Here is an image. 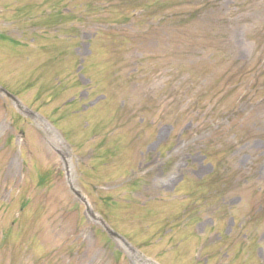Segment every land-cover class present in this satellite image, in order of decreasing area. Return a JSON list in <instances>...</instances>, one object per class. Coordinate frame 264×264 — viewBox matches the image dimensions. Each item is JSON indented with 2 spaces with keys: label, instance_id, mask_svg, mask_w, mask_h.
<instances>
[{
  "label": "rangeland",
  "instance_id": "374dc122",
  "mask_svg": "<svg viewBox=\"0 0 264 264\" xmlns=\"http://www.w3.org/2000/svg\"><path fill=\"white\" fill-rule=\"evenodd\" d=\"M128 1L0 0V264H264V0Z\"/></svg>",
  "mask_w": 264,
  "mask_h": 264
},
{
  "label": "trees",
  "instance_id": "16d2710c",
  "mask_svg": "<svg viewBox=\"0 0 264 264\" xmlns=\"http://www.w3.org/2000/svg\"><path fill=\"white\" fill-rule=\"evenodd\" d=\"M145 3L149 4L150 8L156 9V7H158L161 2L159 0H150V1L145 0V2H138V1L135 2V1L129 0L127 3L122 4V6H125L128 9L137 10V9H141L140 8L141 7L140 4L143 5ZM142 10H146V9L142 8ZM157 16H159V14H156V11H155L154 14L153 13L151 14L150 18H156Z\"/></svg>",
  "mask_w": 264,
  "mask_h": 264
}]
</instances>
